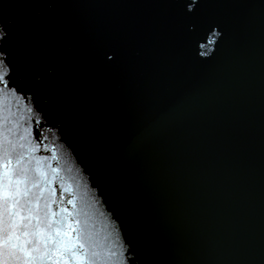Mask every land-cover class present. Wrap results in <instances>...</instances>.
Segmentation results:
<instances>
[{
  "label": "water",
  "instance_id": "1",
  "mask_svg": "<svg viewBox=\"0 0 264 264\" xmlns=\"http://www.w3.org/2000/svg\"><path fill=\"white\" fill-rule=\"evenodd\" d=\"M5 119L33 264H264V0H0Z\"/></svg>",
  "mask_w": 264,
  "mask_h": 264
},
{
  "label": "snow or ice",
  "instance_id": "2",
  "mask_svg": "<svg viewBox=\"0 0 264 264\" xmlns=\"http://www.w3.org/2000/svg\"><path fill=\"white\" fill-rule=\"evenodd\" d=\"M7 123L8 121L5 119L3 121L5 134L3 140L0 141V153L3 154V167L5 169L2 192H0V237H2L0 248H2L4 257L3 260H0V264H33L36 259H42L43 257L33 256L32 253L39 252L42 244L47 245L42 238L37 239L40 233L27 230L34 211L33 208L28 207L32 204V200L29 198L31 190L28 188V183L32 179L29 176L31 170L27 167V164H30L31 161L25 163V157L20 151L23 145L14 144L8 138L11 129L6 127ZM32 187H37V184L33 183ZM68 203L71 204L72 200H69ZM25 211L28 213L27 216L22 215ZM25 220H28L29 224H24L23 228L25 230L18 232L17 229H20ZM75 224L80 225L81 221L77 219ZM68 227L76 231L72 225ZM22 237L23 242L21 243ZM84 247L85 245L81 243L80 248L83 249ZM20 252H23L24 256H20ZM72 255L75 256V253H72ZM99 255L98 252H93L89 264H104L102 260L96 259Z\"/></svg>",
  "mask_w": 264,
  "mask_h": 264
}]
</instances>
